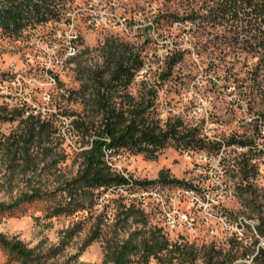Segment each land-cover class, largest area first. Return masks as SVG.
Here are the masks:
<instances>
[{"label": "rangeland", "instance_id": "374dc122", "mask_svg": "<svg viewBox=\"0 0 264 264\" xmlns=\"http://www.w3.org/2000/svg\"><path fill=\"white\" fill-rule=\"evenodd\" d=\"M202 2L62 0L50 21L30 26L16 37L0 32V108L11 110L26 105L29 113L41 114L42 118L55 121L59 128L60 137L56 136L51 146L55 157L49 159L53 162L65 155V160L43 173L42 180L52 183L50 188L55 187L58 176L71 177L79 169L78 154L86 146L82 147L72 121L91 114L79 91L86 72L104 67L108 49L118 44L125 45L144 62L131 93L137 97L145 86L153 87L158 91L155 105L159 118H179L184 126L201 130L200 139L204 141L198 147L184 149L171 145L155 157L128 151L110 156L113 170L123 177L126 186L103 190L92 209L70 215L50 216L44 201L0 214L1 233L17 237L29 247H39L41 252L54 253L50 263L104 264V240L117 233L125 236L121 231L125 217L122 213L124 208L135 207L145 213L149 226L161 227L171 241L184 237L196 248L216 244L227 253L230 245L220 242L232 237L221 233L219 227L218 234H210L201 222L195 231L169 228L163 209L174 206L179 211L193 210L191 200L181 192L185 188H192L199 195L207 191L216 202L214 205L220 206L232 220L245 216L257 229L264 220V120H253L247 115L246 105L238 101L234 92L236 83L227 84L221 75L209 70L213 61L211 49L203 47L209 38L192 40L188 33L190 24L174 22L173 17H186L193 9L199 10ZM92 15L107 17L108 24L90 22ZM71 23L80 38L79 44L74 45L76 55L70 54L64 68L53 67L50 55L44 53L38 41L43 40L45 47L54 40L59 43ZM181 49L182 61L170 68L175 52ZM47 67H52L53 73H48ZM19 124V120H0V141L18 130ZM247 138H252L257 147V152L253 150L256 170L248 181L236 160L248 148L228 145ZM25 185L23 175L19 171L12 173L9 159L0 153V202L13 203ZM162 187L167 198H175L167 201L145 196L141 200L139 192L152 193ZM136 219L128 220V228L138 227ZM249 228L240 241L243 245L233 249L235 258L223 264H255L249 260L258 251L256 234ZM261 229L258 227L257 234ZM70 230H75L71 236L65 233ZM94 230H99L101 237L85 247ZM260 234L264 240V234ZM259 262L264 264V255ZM0 264H9L1 246ZM151 264L159 263L153 260ZM198 264H203L202 260Z\"/></svg>", "mask_w": 264, "mask_h": 264}, {"label": "trees", "instance_id": "16d2710c", "mask_svg": "<svg viewBox=\"0 0 264 264\" xmlns=\"http://www.w3.org/2000/svg\"><path fill=\"white\" fill-rule=\"evenodd\" d=\"M61 1L0 0V32L16 37L30 26L50 21ZM173 20L190 24L188 33L192 40L209 38L203 45L211 49L213 61L209 70L221 75L227 84L236 83L234 92L238 101L246 105L247 115L253 120H264V0H203L199 10ZM183 53V49L175 52L170 68L182 61ZM104 64L86 72L79 91L91 110L90 116L72 121L82 147L86 146L78 154L79 169L74 176H58L55 187H49V180L48 184L42 180L46 170L65 160V155L53 162L49 159L55 157L51 146L60 137L55 121L29 113L26 105L11 110L0 108L1 121H20L18 130L0 141V153L9 159L12 173L19 171L26 183L13 203L0 202V214L13 213L35 201L47 203L50 216L90 210L103 190L126 186L123 177L113 170L110 156L128 151L155 157L171 145L184 149L203 144L198 128L184 126L179 118H159L156 89L145 86L137 97L131 93L137 72L144 67L143 60L132 50L123 44L112 46ZM228 145L248 148L236 160L244 180H250L256 170L253 150L257 152L252 138ZM160 178H164L163 172ZM124 209L121 231L125 236L117 233L106 237L104 264H151L153 260L159 264H198L200 260L203 264H223L235 258L234 247L243 245L234 238L223 240L220 244L230 245L229 251L223 253L215 243L199 249L184 237L171 241L161 227L148 225L143 211L135 207ZM131 217L137 218L138 227L134 230L126 225ZM258 227H262L263 235L264 220ZM65 233L71 236L75 230ZM100 237L101 232L94 230L85 247ZM0 246L9 264H55L50 263L54 253L41 252L39 247H29L21 239L1 232ZM263 255L264 249L259 248L254 263L261 264Z\"/></svg>", "mask_w": 264, "mask_h": 264}, {"label": "built area", "instance_id": "2783aa9c", "mask_svg": "<svg viewBox=\"0 0 264 264\" xmlns=\"http://www.w3.org/2000/svg\"><path fill=\"white\" fill-rule=\"evenodd\" d=\"M108 18L105 16H91L90 22H96L97 24L107 25ZM120 24H123L119 20ZM114 25H118V22H115ZM122 27V26H121ZM123 28V27H122ZM60 42L52 41L48 47H45L46 44L43 40L38 41V45L44 51L48 53L51 57V65L53 67L64 68L69 63V56L73 54V46L78 45L80 38L78 37V31L75 30L74 24H69L67 31L65 30L60 36ZM47 72L53 73L52 67H47ZM50 79L54 81L52 75ZM121 189L116 187V190ZM182 194L187 196L191 201L192 212L179 211L176 207H168L163 209V214L165 220L169 223V228L171 229V223H180L181 227H186L189 231H195L197 225L201 222L207 225L208 232L211 234L212 229H234L237 230V235L244 236V220L247 219L245 216H238V225H231L230 215L224 210L220 209L218 206L214 205L216 202H213L214 199L210 197L207 191H204L201 195L195 192L192 188H185L182 191ZM140 198L142 201L145 200V196H156L159 198H166L167 201L173 200L175 197H166L164 195L163 187L159 191H153L152 193L139 192ZM213 202V203H212ZM216 206V207H215ZM202 214H209V221H202ZM256 237V248H263L264 240L261 239L258 235Z\"/></svg>", "mask_w": 264, "mask_h": 264}, {"label": "bare ground", "instance_id": "6f19581e", "mask_svg": "<svg viewBox=\"0 0 264 264\" xmlns=\"http://www.w3.org/2000/svg\"><path fill=\"white\" fill-rule=\"evenodd\" d=\"M75 53H76V46H73V54H74V56L76 55ZM202 221H209V214H202ZM230 222H231V225H238V220H232L230 218ZM168 225H169V223H168ZM254 225L249 220H247V219L244 220V236L237 235V230H234V229H221V233H223L224 235H229V236H231L232 238H234L237 241H241V240L245 239L246 232H247V230H248L249 227H252L253 232L256 235H258L257 234V229H256V227ZM178 227H181V224L180 223H171V228L172 229H176ZM211 233L212 234H218V231L216 229H212L211 230ZM260 238L262 239V237H260ZM263 247H264V245H263ZM254 257L255 256H252V258L249 261L253 262Z\"/></svg>", "mask_w": 264, "mask_h": 264}]
</instances>
